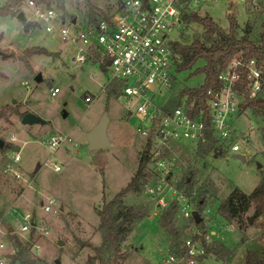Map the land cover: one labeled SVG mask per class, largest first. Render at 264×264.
I'll use <instances>...</instances> for the list:
<instances>
[{
    "label": "rangeland",
    "instance_id": "rangeland-1",
    "mask_svg": "<svg viewBox=\"0 0 264 264\" xmlns=\"http://www.w3.org/2000/svg\"><path fill=\"white\" fill-rule=\"evenodd\" d=\"M5 1L0 0V6ZM92 2L104 10L115 4L112 0ZM65 6V13L57 9L68 23L74 18L77 26L87 22L86 0H66ZM21 9L25 21L32 26L30 31L24 29V22L18 16H0V48L4 54L32 52L30 68L20 59L0 55V108L7 107L10 112L9 120H0V140L13 144L4 153L0 152V242L5 246L0 254L7 256L5 264H9L12 250L16 252L11 228L14 229L13 235L26 241L35 227L32 248L35 257L50 264L57 260L61 264H88L89 257L95 254L94 248L102 244L98 209L125 187L137 171L147 140L134 128L143 123L127 112L124 95L111 93L108 86L111 76L107 71H103L98 63L73 65L70 45L58 32H48L45 26L33 20L27 7ZM199 10V15H209L227 31L230 25L228 15H235L240 25L239 35H243L245 27L250 25L253 27L251 38L259 41L264 26V2L252 8L220 0ZM201 32L198 24L183 23L170 36L173 41H184ZM40 48L48 53L39 52ZM202 64L200 61L197 66ZM194 70L175 72L180 90L204 83L205 74H194ZM38 75H41L40 79H37ZM56 87L59 92L52 96V89ZM87 95H93L91 103L85 101ZM105 112L110 117L108 136L112 146L92 151L86 132ZM25 113H34L45 123L23 124ZM261 120L246 109L233 121L235 129L252 130L239 141L241 149L238 153L211 151L203 156L194 146L177 147L174 152L179 168L169 181L176 188H161V197H165L167 207L159 205V195L150 196L145 186L141 192L124 198L125 206L148 205L150 208V216L136 224L123 243V250L128 253L124 264H171L166 261L167 244L159 218L170 206L172 198L178 200L180 208L185 206L181 193L187 188L183 181L191 169L198 170L195 190L208 191L203 215L207 217L211 243L223 242L233 251L224 260L209 256L196 264H245L249 250L264 252V227L260 223L253 227L244 223L239 229L237 224L230 226L217 217V207L235 188L249 194L264 179ZM54 136H68L71 140L53 152L46 147L45 141ZM17 151H21L22 156L18 169L28 181L31 180L30 185L14 181L5 171ZM235 154L245 156L246 160L234 158ZM101 162L106 165L100 167ZM55 163L62 166L61 171L54 170ZM174 190L180 194H174ZM49 198L56 201L52 211L42 207ZM193 206L197 209L196 205ZM252 213L253 210L247 216ZM27 214L35 218L36 225L31 223L29 230L22 231ZM192 217L179 213L177 219L180 227L187 228L188 235L199 232Z\"/></svg>",
    "mask_w": 264,
    "mask_h": 264
},
{
    "label": "built area",
    "instance_id": "built-area-1",
    "mask_svg": "<svg viewBox=\"0 0 264 264\" xmlns=\"http://www.w3.org/2000/svg\"><path fill=\"white\" fill-rule=\"evenodd\" d=\"M112 1L115 4L111 7L108 19L100 23L87 21L80 26H77V21L68 23L55 7L33 0H27L22 6L28 8L33 20L45 26L48 32L57 31L61 39L70 45V61L73 65L98 63L111 76L109 87L115 82L119 83L117 90L127 98V112L143 123L134 129L147 140L146 146L151 157L149 165L156 175L155 181L146 183V192L150 196L159 195V205L167 207L168 202L165 197H161V188H176L169 181L179 168L174 152L177 147L194 146L199 149L212 146V152L218 153L240 151L239 141L250 135L252 130L234 127L245 100L238 85L242 83L244 69L249 80V96L257 97L264 86L263 70L255 59L248 62L234 59L219 76L221 87L209 93L212 96L208 101L209 110L204 106L196 107L195 100L189 101L188 96L179 97L180 89L175 78L179 59L173 50L170 35L183 24L185 12H200L201 7L220 0ZM229 2L231 5L241 3L256 8L264 0ZM57 92L58 87L52 89V96ZM93 99V95L85 97L87 103ZM70 140L68 136H54L47 139L45 145L54 152ZM21 159V151L15 152L5 171L14 180L30 185L31 180L28 181L18 169ZM61 169L62 166L55 163L54 170L59 172ZM174 194L179 195L180 192L174 190ZM181 198L186 204L179 207L180 214L194 216L197 209L189 203L184 193H181ZM55 204V199L49 198L42 207L52 211ZM24 218L27 223L21 229L27 231L35 218L31 214ZM198 233L191 234L185 241L188 255L192 258L188 264H196V258L205 255L204 246L193 238ZM206 241L211 243L212 236L207 234ZM4 249V244L0 242V250ZM11 253L14 254L15 249ZM6 258V255L0 254V264H5ZM166 261L184 264L185 258L167 255Z\"/></svg>",
    "mask_w": 264,
    "mask_h": 264
},
{
    "label": "trees",
    "instance_id": "trees-1",
    "mask_svg": "<svg viewBox=\"0 0 264 264\" xmlns=\"http://www.w3.org/2000/svg\"><path fill=\"white\" fill-rule=\"evenodd\" d=\"M27 0H6L0 6V16L16 15L22 12V5ZM36 3L44 4L48 7H56L66 12V0H33ZM88 11L87 21L100 23L108 19L111 7L107 10L97 7L92 0H86ZM229 30H225L209 15L201 16L198 12H185L183 14V23L198 24L201 27V34L195 35L190 40L173 41L172 47L176 55H178V71L191 70L195 68L193 73H204V83L196 88H184L180 90L179 97L188 96L189 101L195 100V106H204L209 110L208 101L212 98L209 94L211 91L221 87L219 76L226 71L234 59H241L248 62L251 59L257 60L259 66L263 70L264 75V26L260 33L259 41L251 38L252 26L247 25L243 35H239L240 25L235 15L229 14ZM24 22V29L30 31L31 24ZM36 51V50H35ZM39 52L48 53L46 49L40 48ZM31 51L26 50L22 54H4V57H12L13 59L22 60L27 67H31L30 57ZM202 61L203 64L197 66ZM249 80L247 72L243 69L242 83L238 85L241 94L245 100L241 104V109H250L254 115L262 120V131L264 137V86L262 92L257 97H250L248 91ZM119 83L111 85V93L119 96L117 86ZM9 110L7 107L0 108V120H9ZM129 116H127L128 118ZM13 147V144L0 146V152L4 153L6 149ZM203 156H207L212 151V146L200 147L198 149ZM224 153V152H222ZM221 153V154H222ZM149 147L146 146L141 152L137 171L130 182L123 187L112 199L106 201L101 208L98 209L100 222L98 231L102 234V244L94 248L95 254L89 257L88 264H124L128 258V253L123 250V243L128 236L134 231L136 224L142 222L150 216V208L148 205L125 206L124 198L131 193H139L142 191L146 183L155 181L156 175L150 167ZM198 170L191 169L184 178V184L187 188L184 190L185 197L189 203L196 205L197 212L201 218L199 222L193 216L192 220L198 228L199 233L193 238L198 240L205 248V255L196 258L197 262L214 256L218 260H224L229 257L233 251L225 243L216 241L207 243L206 236L209 234L208 223L203 215L206 208L207 190H195V178ZM179 188L182 189L181 186ZM253 210L250 216L248 213ZM180 213L177 200L170 201V206L164 209L159 218V225L163 230L166 244L167 255L184 257L185 263L188 264L192 259L188 255L185 241L190 235L186 233L185 227L178 225V216ZM217 217L221 218L226 224L233 226L237 224L239 229L243 228L245 223L248 227H253L260 223L264 227V179L249 194L235 188L228 198L223 200L217 207ZM191 218V217H190ZM186 219V218H184ZM187 221V219H186ZM35 226V225H34ZM29 240L23 241L18 236L12 234L16 252L9 256V264H50L45 260L39 259L33 255L32 248L34 245V233ZM185 230V231H184ZM55 264V263H51ZM245 264H264V252L249 250L246 255Z\"/></svg>",
    "mask_w": 264,
    "mask_h": 264
},
{
    "label": "water",
    "instance_id": "water-1",
    "mask_svg": "<svg viewBox=\"0 0 264 264\" xmlns=\"http://www.w3.org/2000/svg\"><path fill=\"white\" fill-rule=\"evenodd\" d=\"M18 18L21 20L24 19V13L20 12L18 15ZM76 19H73V22H75ZM35 50V49H34ZM33 50V51H34ZM0 55H4V52L0 48ZM63 56H65V53H63ZM41 75L37 76V79H40ZM23 124L26 125H33V124H43L45 121L39 117L38 115L34 113H25L22 117ZM110 122V117L108 115V112H105L99 122L88 132H86L87 141L89 145V149L92 151H101L107 148H110L112 146V143L110 141V138L108 136V126ZM4 141L0 140V146H3ZM220 154V153H219ZM234 158L240 159L242 161H245V156L241 154H235ZM106 164L104 162L100 163V167H104ZM194 217L196 218V221L199 222L201 220L199 214L196 212L194 214ZM33 225H36V222L33 221ZM14 229L11 228L10 232H13ZM60 245H63L62 242L59 243ZM55 264H61L60 260H57L54 262Z\"/></svg>",
    "mask_w": 264,
    "mask_h": 264
},
{
    "label": "crops",
    "instance_id": "crops-1",
    "mask_svg": "<svg viewBox=\"0 0 264 264\" xmlns=\"http://www.w3.org/2000/svg\"><path fill=\"white\" fill-rule=\"evenodd\" d=\"M62 56H63V54H62ZM221 154V153H220ZM9 175V174H8ZM11 176V175H10ZM11 178H12V176H11ZM13 179V178H12ZM14 180V179H13ZM14 181H16V180H14Z\"/></svg>",
    "mask_w": 264,
    "mask_h": 264
}]
</instances>
